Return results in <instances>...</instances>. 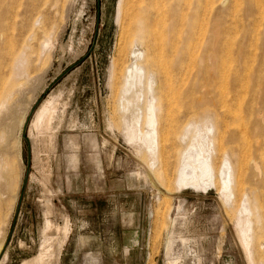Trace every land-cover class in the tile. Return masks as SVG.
<instances>
[{"label":"rangeland","instance_id":"obj_1","mask_svg":"<svg viewBox=\"0 0 264 264\" xmlns=\"http://www.w3.org/2000/svg\"><path fill=\"white\" fill-rule=\"evenodd\" d=\"M8 165L0 264H264V0H0Z\"/></svg>","mask_w":264,"mask_h":264},{"label":"bare ground","instance_id":"obj_2","mask_svg":"<svg viewBox=\"0 0 264 264\" xmlns=\"http://www.w3.org/2000/svg\"><path fill=\"white\" fill-rule=\"evenodd\" d=\"M49 101L43 102L40 105V107L37 109L36 112H35L36 109L34 110L35 114L33 116L31 124H33L35 127L40 126L42 124V121L44 120L46 114L49 113V111L51 109V106H50L51 102L49 103ZM48 119H50V118H48ZM26 122H27V120H26ZM153 143H154V139H153ZM6 169H7L6 171L2 172V178L6 181L4 182V186H3L2 190L0 189L1 193L5 192L7 185H9L11 183V181L14 182V180H15V173H14L11 165H8V167L6 166ZM210 171H211L210 165L207 162V160H203L202 162H200L199 160H196L195 165L189 161V162H186L185 165L180 169L179 180L181 182H186V183H191L193 185H196L203 177L210 175ZM10 186L11 185H9V187ZM47 223H48V221H47ZM247 230H248V228H247ZM242 239H243L244 243L247 245L248 241L250 240L249 234L247 231H243ZM5 250H6V246L4 247V245H3V247L0 250V263L6 257V253H5L6 251ZM40 255H39V257H40Z\"/></svg>","mask_w":264,"mask_h":264},{"label":"water","instance_id":"obj_3","mask_svg":"<svg viewBox=\"0 0 264 264\" xmlns=\"http://www.w3.org/2000/svg\"><path fill=\"white\" fill-rule=\"evenodd\" d=\"M85 56H86V55H85ZM85 56H82L80 59L74 61V62H73V63H72L67 69L71 68L72 66H74L75 64H77L78 62H80ZM67 69H66V70H67ZM33 109H34V107L31 108L30 113L33 111ZM30 113H29V114H30ZM28 117H29V116H28ZM28 117H27V119H28ZM25 125H26V122H25ZM25 125H24V128H25ZM24 128H23V136L25 137V139H26V141H27V143H28V136H27L26 134H24ZM29 161H30V151H29V145H28L27 170H28ZM27 170H26V172H27ZM25 179H26V177H25ZM25 179H24V182H25ZM23 189H24V185L22 186L21 191H20V194H19V199H18V205H17V208H18V206H19V204H20V200H21L22 195H23ZM7 242H8V239H6V241H5V243H4V247L7 245Z\"/></svg>","mask_w":264,"mask_h":264},{"label":"crops","instance_id":"obj_4","mask_svg":"<svg viewBox=\"0 0 264 264\" xmlns=\"http://www.w3.org/2000/svg\"><path fill=\"white\" fill-rule=\"evenodd\" d=\"M49 221V220H48Z\"/></svg>","mask_w":264,"mask_h":264}]
</instances>
